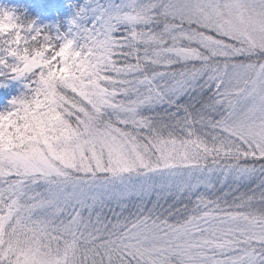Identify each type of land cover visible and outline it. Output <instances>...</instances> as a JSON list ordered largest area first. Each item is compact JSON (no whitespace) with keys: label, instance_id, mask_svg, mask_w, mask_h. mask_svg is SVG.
<instances>
[{"label":"snow or ice","instance_id":"1","mask_svg":"<svg viewBox=\"0 0 264 264\" xmlns=\"http://www.w3.org/2000/svg\"><path fill=\"white\" fill-rule=\"evenodd\" d=\"M70 23L10 66L31 91L0 112V264H264V0Z\"/></svg>","mask_w":264,"mask_h":264},{"label":"rangeland","instance_id":"2","mask_svg":"<svg viewBox=\"0 0 264 264\" xmlns=\"http://www.w3.org/2000/svg\"><path fill=\"white\" fill-rule=\"evenodd\" d=\"M66 4L69 3V0H62ZM85 2L83 0H70V4L76 8L80 9ZM13 12L18 17L17 19H23L19 23L22 25L20 31L23 34V37L27 38V34L36 35V30H40V37L38 41L39 48L44 42V36L47 35L51 40L50 33H54L53 28L57 25L55 21V16L50 9L44 5H33L30 3V0H0V12ZM77 13H75V18H77ZM74 18L70 19L72 21ZM31 26V27H29ZM69 27H63L62 33L68 34ZM26 33V34H25ZM3 40V39H2ZM1 40V41H2ZM31 49L33 50L34 44H30ZM9 43H0V57H3L5 63L0 64V112L8 111L13 106L11 104L14 98L27 95L30 93L31 89L28 87L30 81V74H25L24 76H17L11 71L12 65L17 63V58L7 54V49L10 47Z\"/></svg>","mask_w":264,"mask_h":264},{"label":"trees","instance_id":"3","mask_svg":"<svg viewBox=\"0 0 264 264\" xmlns=\"http://www.w3.org/2000/svg\"><path fill=\"white\" fill-rule=\"evenodd\" d=\"M83 1L85 2V0ZM30 3L34 5H44L45 7L50 8L55 13L56 18H57V21H56L57 25L53 28H50V29H54L55 31L54 33H50L52 42H55L57 40V37L63 34L62 33L63 27L71 26L70 19L75 18V13L76 11H78V9L74 7V5L72 6L70 4V0L68 4H66L62 0H30ZM20 21H23V19H20V20L17 19L16 22L20 24L19 23ZM35 36H36V39H32L33 35L28 33L27 38H26L27 42L21 45V47H28L29 49H31L30 44H34V47L38 45L39 37L41 35L36 34ZM8 40H9V34L0 35L1 45H3L5 42L8 43ZM37 47L38 46H36L35 49Z\"/></svg>","mask_w":264,"mask_h":264},{"label":"clouds","instance_id":"4","mask_svg":"<svg viewBox=\"0 0 264 264\" xmlns=\"http://www.w3.org/2000/svg\"><path fill=\"white\" fill-rule=\"evenodd\" d=\"M17 16L13 12H0V35L9 34L8 43L11 45L7 49V54L15 56L17 63H23L25 67H30L37 61L36 49L32 50V57L29 59L28 54L20 47L22 40H26L20 34L22 25L18 24Z\"/></svg>","mask_w":264,"mask_h":264}]
</instances>
